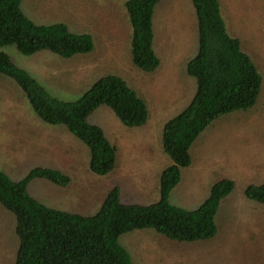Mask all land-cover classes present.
<instances>
[{
  "label": "rangeland",
  "instance_id": "rangeland-1",
  "mask_svg": "<svg viewBox=\"0 0 264 264\" xmlns=\"http://www.w3.org/2000/svg\"><path fill=\"white\" fill-rule=\"evenodd\" d=\"M128 1L23 0L22 11L33 23L65 24L73 33L91 34L94 49L63 59L49 52L24 56L15 46L0 48L61 101L75 102L100 78L117 75L148 105L149 119L139 128L125 127L105 106L89 117L118 149L114 171L96 176L89 148L66 127L41 121L17 84L0 75V170L13 181L36 168L69 177L65 186L43 179L29 183L30 195L47 207L92 216L114 188L127 205L148 206L160 198V177L171 163L163 149L164 125L192 102L197 90L187 64L198 52V22L191 0H161L153 20L160 67L142 73L132 64ZM219 1L229 33L240 40L263 77L262 89L252 109L213 121L194 142L192 163L183 170L170 202L192 211L218 181L230 179L235 187L221 203L218 233L211 240L178 243L151 229L121 236L119 243L132 264H264V205L244 195L249 185H264V0ZM16 224L0 204V264L16 263Z\"/></svg>",
  "mask_w": 264,
  "mask_h": 264
},
{
  "label": "trees",
  "instance_id": "trees-1",
  "mask_svg": "<svg viewBox=\"0 0 264 264\" xmlns=\"http://www.w3.org/2000/svg\"><path fill=\"white\" fill-rule=\"evenodd\" d=\"M161 0H129L132 25V64L150 74L160 67L154 50V14ZM198 22V52L187 65L197 83L192 102L163 129V149L171 163L160 177V198L148 206L123 204L120 190H110L92 216L72 214L45 206L28 192L35 179L65 186L69 177L48 168L33 169L21 181L0 170V204L16 217L19 250L15 264H132L121 236L154 230L178 243L203 242L218 233L216 216L234 190L230 179L218 181L209 197L189 211L170 202L182 172L192 163L190 150L211 123L221 117L252 109L261 93L263 77L238 38L227 29L219 0H191ZM23 0H0V48L15 46L24 56L49 52L63 59L90 53L91 34H76L65 24L40 26L22 11ZM0 75L12 79L46 124L66 127L90 150V170L96 176L114 171L118 149L89 117L100 107L111 109L127 128L144 126L149 119L146 101L123 78H100L77 101L52 97L29 72L0 51ZM245 197L264 205V185H249Z\"/></svg>",
  "mask_w": 264,
  "mask_h": 264
},
{
  "label": "crops",
  "instance_id": "crops-1",
  "mask_svg": "<svg viewBox=\"0 0 264 264\" xmlns=\"http://www.w3.org/2000/svg\"><path fill=\"white\" fill-rule=\"evenodd\" d=\"M163 65H164V62H163ZM188 65V64H187ZM162 68V67H161Z\"/></svg>",
  "mask_w": 264,
  "mask_h": 264
}]
</instances>
